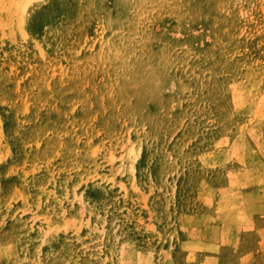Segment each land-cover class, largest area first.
I'll use <instances>...</instances> for the list:
<instances>
[{
  "label": "rangeland",
  "instance_id": "obj_1",
  "mask_svg": "<svg viewBox=\"0 0 264 264\" xmlns=\"http://www.w3.org/2000/svg\"><path fill=\"white\" fill-rule=\"evenodd\" d=\"M0 264H264V0H0Z\"/></svg>",
  "mask_w": 264,
  "mask_h": 264
}]
</instances>
